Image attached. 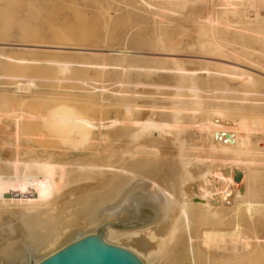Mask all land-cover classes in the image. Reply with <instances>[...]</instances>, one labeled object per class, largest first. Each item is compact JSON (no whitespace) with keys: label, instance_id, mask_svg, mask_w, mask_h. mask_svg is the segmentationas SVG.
I'll use <instances>...</instances> for the list:
<instances>
[{"label":"rangeland","instance_id":"rangeland-1","mask_svg":"<svg viewBox=\"0 0 264 264\" xmlns=\"http://www.w3.org/2000/svg\"><path fill=\"white\" fill-rule=\"evenodd\" d=\"M227 9V0H202L189 7L159 0H0V129L1 140L6 138L0 143L17 151L64 148L72 153L67 159H83L98 146L89 143L101 131L114 150V144L129 138L131 122L142 116L140 111L158 117L160 109L187 102V77H192L206 109L218 107L227 119L245 123L252 141H240L249 144L243 145L240 157L248 171L243 191L222 213H197L194 247L199 256L207 252L199 238L206 230L241 234L243 252L217 264H264V41H256L253 32L264 29V23L247 21L242 7L240 18L227 15ZM209 12L213 24L206 22ZM218 18H224L219 20L223 23ZM227 19L233 22L231 29ZM234 68L245 70L256 84L224 71ZM192 113L182 116L184 128L181 137L178 134L194 160L192 168H225L221 161L213 165L208 160L216 156L211 135L202 129L208 113ZM74 119L82 125L72 124ZM64 125H70L69 134L55 131ZM167 143L159 151L173 162L177 151ZM172 162L167 169L177 171ZM211 176L196 177L192 185H205ZM87 229L90 234L96 227ZM177 240L150 264H191L187 234Z\"/></svg>","mask_w":264,"mask_h":264},{"label":"bare ground","instance_id":"bare-ground-1","mask_svg":"<svg viewBox=\"0 0 264 264\" xmlns=\"http://www.w3.org/2000/svg\"><path fill=\"white\" fill-rule=\"evenodd\" d=\"M159 1L172 6L189 7L202 0ZM227 2V15L240 18L239 10L242 7L245 9L247 21L264 23V0H227ZM212 11L213 8L211 13ZM211 13L206 18V22L210 24L215 21ZM223 19L216 20L221 22L219 20ZM232 23L229 20L225 22L230 29L234 26ZM253 32L256 41H264V29L260 28ZM224 71L231 76L239 75L244 83H252L254 86L255 81L245 70L240 72L239 69L234 68ZM182 76L186 80L187 76ZM187 78L190 82L187 102L179 101L169 109H162L163 111L160 109L157 112L158 117L155 114H152L153 117L148 115V110L140 111L142 116L131 122L132 131L130 135L128 134L129 138L123 140L124 142L121 141L120 144H114L115 146H112L114 150L110 149V143L107 144L109 137L99 131L102 124L97 128L99 132L96 134V139L89 143V145L97 143L98 146L91 156L87 154L88 157L83 159H67L72 153L71 150L64 148L51 151L37 150V148L17 151L5 148L0 143V264H39L45 261L88 235L86 234L88 227L94 225L97 227V223L102 220L101 217L113 211L123 197L139 185H145L158 194L157 221L149 227L137 230L109 229L107 242L132 253L143 264H150L153 260L165 256L173 247L172 244H175L174 242L184 233L188 236L191 264H217L219 261H229V256H237L238 252L242 251L241 234L211 230L200 234L202 237L199 238L203 240L207 252L199 256V248L194 247L196 240L192 232V223L200 211L210 210L220 213L228 208L227 206L236 198V193L243 188L248 171L247 164L241 161L240 157L244 149L243 145L247 142L242 145L240 141L245 138V141L248 139L250 142L251 131L245 123L227 119L226 112L218 107L206 109L204 95L195 84L197 81L195 82L192 77ZM28 84L34 85L32 81ZM26 90L24 87L23 91ZM191 112L195 113L194 116L208 113V120L202 125V129L211 135L212 151L216 156L207 158L213 165L217 161L223 162L224 166L228 165L225 168L217 172L211 167L199 168V170L197 167L192 168L194 160L191 162L192 159L187 156L189 151L186 153V141L178 137L184 128L182 116ZM74 120L72 124L82 125L80 120V122ZM70 125L60 126L55 131L69 134L68 132L72 131ZM0 133L1 140L2 130ZM227 135L230 137L227 138ZM167 136H173L174 140L168 141ZM4 140L6 138L1 141ZM167 142L177 151L175 161H171L173 164L171 165L177 168V171L174 170L176 173L173 169H167L171 162L168 163L166 159L170 155L163 156L159 151L160 145L162 143L166 145ZM165 145L162 144L161 148L163 149L162 146ZM45 156L47 158H44ZM200 165L203 167V163ZM238 172L242 173V180L239 182L235 180ZM45 173H50L51 176H44ZM176 176L179 178L177 179ZM199 176L211 177L205 185L193 186L192 182L195 183V178ZM77 183L84 184L71 187ZM240 208L237 206L236 210ZM86 218L88 221H85ZM243 248L252 250L253 247ZM175 249L174 246L173 250ZM169 257L170 255L167 258Z\"/></svg>","mask_w":264,"mask_h":264},{"label":"water","instance_id":"water-1","mask_svg":"<svg viewBox=\"0 0 264 264\" xmlns=\"http://www.w3.org/2000/svg\"><path fill=\"white\" fill-rule=\"evenodd\" d=\"M235 180H242L241 172ZM158 204V194L145 185L131 189L113 211L103 216L94 232L39 264H143L135 255L107 242L106 238L109 229L130 231L153 225L158 219Z\"/></svg>","mask_w":264,"mask_h":264}]
</instances>
